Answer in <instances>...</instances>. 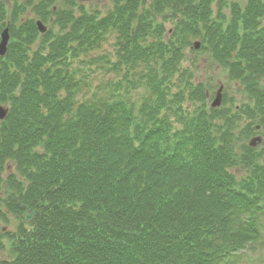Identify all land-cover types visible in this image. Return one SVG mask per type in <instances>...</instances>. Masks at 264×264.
Here are the masks:
<instances>
[{"label":"trees","instance_id":"1","mask_svg":"<svg viewBox=\"0 0 264 264\" xmlns=\"http://www.w3.org/2000/svg\"><path fill=\"white\" fill-rule=\"evenodd\" d=\"M38 1H0V35L11 34L0 57V103H10L0 203L18 220L0 231V264H242L263 231L264 141L237 140L258 125L264 137V0H112L106 12ZM36 14L53 15L38 46ZM191 38L246 104L225 94L229 106L207 107L209 85L181 64ZM108 41L113 54L92 55ZM101 69L120 77L89 92ZM178 72L186 90L174 92ZM15 197L39 211L34 221Z\"/></svg>","mask_w":264,"mask_h":264},{"label":"rangeland","instance_id":"2","mask_svg":"<svg viewBox=\"0 0 264 264\" xmlns=\"http://www.w3.org/2000/svg\"><path fill=\"white\" fill-rule=\"evenodd\" d=\"M0 1L5 2L4 4H6L8 8H10L12 6V3L14 2V0H0ZM24 1L28 2L30 0H24ZM32 1H33V4L37 3V2L39 3L38 0H32ZM84 5L89 12H92L95 9H100L101 11L106 12L107 10L112 9L115 6L112 0H88V1L84 2ZM76 8L79 9V7H76ZM38 15L39 14H36L35 16H33V15H30V16L33 17L34 19H36L35 17H38ZM160 19L161 18H159V20ZM165 26H166L168 31L166 32L164 39H168L171 36L170 31L172 30V27L175 26V23L173 20L169 19V20L165 21ZM39 39H42V37L40 36V38L37 39V41H36L37 46L39 45V43H38ZM191 41L194 42L192 38H191ZM111 44H112V41L111 42H109V41L105 42L103 44L101 50L95 51L92 55H100V54H104L105 52H110V54H113V52H112L113 47ZM193 46L191 45V47L188 46V48H186V50H185L186 57L181 64H182V67L184 69L190 71L194 75V77L191 79L192 84H194V85L197 83L209 84V87L211 89H210V91L208 90V100L206 101L207 107H209V108L211 107V104L216 97V92L219 90L220 87H223L221 94L223 96L225 94H227L228 98H234L236 105L246 104L248 102V100H247V97H246L245 93L243 92L241 86L236 82L230 81V79L227 76V71L224 68L217 66L215 61L212 60L209 56H207L206 53H204V51L200 50V51L196 52V48H193ZM111 58L113 61H117L115 56H111ZM102 65H104V64H102ZM95 72L96 73H94L92 75V77L88 80V86L90 88L89 92H94V91L99 92L100 88L106 84L108 79L114 78L113 77L114 74H112V73L109 74V72L107 70H104V69H101L98 71L95 70ZM173 81L175 83L174 92H178L179 90H181V91L186 90V86H184V84L187 82L180 72L175 74V76L173 77ZM213 86H216L214 88V90L212 88ZM187 87H188V89H190V85H188ZM85 92H87V91H85ZM0 104H3L4 106L8 107L10 103L7 102V103H0ZM179 106H181L183 110H184V108L187 109L189 106L188 100L187 99H181L179 101ZM222 106L223 105H221V107H219L218 109H222V108L227 107L229 105H225L224 107H222ZM192 107H193V105H192ZM177 112H179V111L177 110ZM243 123L244 122H241V124L239 125L236 132L239 131V128L241 129L244 126ZM175 126L179 127V123L176 120H175ZM256 135L257 134H255L249 138L245 137L244 139H238L237 140L238 146H240L244 143L249 144L251 139L253 137H255ZM260 145H261V143L258 142L256 146H260ZM9 166H10L9 161L6 162L3 166L4 169H3V173H2V178L5 180V182L8 180L7 178L9 176V173L15 172L14 168H11L10 171H13V172H10ZM236 174L240 178V176L243 174V172L241 170H239V171H236ZM1 184H2V182H1ZM0 210H2L4 213H6V215H7L6 218L8 220V222H6V220H4L2 218V216L0 215V231H4V232H15V231H17V228H18L17 218L13 214L9 213L1 203H0ZM3 242L6 245V249L0 251V260H4L5 258L8 257L7 254H8L9 249H8L7 239L4 238ZM249 256H246V258H243L242 264H264V246L255 245L254 248L249 250Z\"/></svg>","mask_w":264,"mask_h":264},{"label":"water","instance_id":"3","mask_svg":"<svg viewBox=\"0 0 264 264\" xmlns=\"http://www.w3.org/2000/svg\"><path fill=\"white\" fill-rule=\"evenodd\" d=\"M81 1H86V0H81ZM39 26H40V29L42 31H45L46 28L41 23H39ZM9 39H10V34H9V30L7 28L2 33V39H1V42H0V55H5L6 54V52H7V46H8V43H9ZM198 45L199 44H196L197 47H198ZM221 91H222V89L219 90L218 95H217V97H216V99H215V101L213 103V106L214 107H217V106L221 105V102H222V94H221ZM7 113H8V109L5 108V107H3V106H0V118L1 119H4L6 117V115H7ZM258 140L260 141V139H258ZM255 141L256 140H254L252 142V145H255ZM17 205L21 209H23V210H26L27 209V206L24 205V204H22L18 200H17ZM37 214H38V210H27L25 212V220L24 221L26 223L31 222L33 219H35V216Z\"/></svg>","mask_w":264,"mask_h":264}]
</instances>
